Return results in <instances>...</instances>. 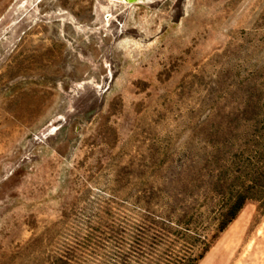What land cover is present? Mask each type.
Masks as SVG:
<instances>
[{"label":"rangeland","instance_id":"1","mask_svg":"<svg viewBox=\"0 0 264 264\" xmlns=\"http://www.w3.org/2000/svg\"><path fill=\"white\" fill-rule=\"evenodd\" d=\"M247 104L264 0H0V264H53L148 187L192 193ZM197 264H264V209L247 201Z\"/></svg>","mask_w":264,"mask_h":264},{"label":"trees","instance_id":"2","mask_svg":"<svg viewBox=\"0 0 264 264\" xmlns=\"http://www.w3.org/2000/svg\"><path fill=\"white\" fill-rule=\"evenodd\" d=\"M230 114L232 122L213 128L209 181L192 193L141 190L133 220L100 208L53 264H197L247 201L264 209V104Z\"/></svg>","mask_w":264,"mask_h":264},{"label":"bare ground","instance_id":"3","mask_svg":"<svg viewBox=\"0 0 264 264\" xmlns=\"http://www.w3.org/2000/svg\"><path fill=\"white\" fill-rule=\"evenodd\" d=\"M113 1H119L125 4H133V3H139V2L150 1V0H113ZM25 12H27V7L25 3L23 1L17 2L15 4L14 10H13V16L11 20L15 23L16 20L20 16H22Z\"/></svg>","mask_w":264,"mask_h":264}]
</instances>
